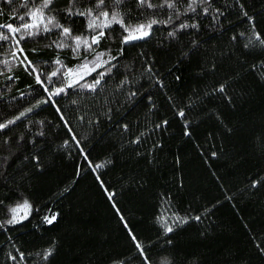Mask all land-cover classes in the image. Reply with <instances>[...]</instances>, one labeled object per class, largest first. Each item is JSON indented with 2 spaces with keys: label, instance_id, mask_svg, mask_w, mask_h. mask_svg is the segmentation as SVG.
Here are the masks:
<instances>
[{
  "label": "trees",
  "instance_id": "1",
  "mask_svg": "<svg viewBox=\"0 0 264 264\" xmlns=\"http://www.w3.org/2000/svg\"><path fill=\"white\" fill-rule=\"evenodd\" d=\"M22 2L0 0V24L22 23L12 18L26 11ZM67 3L56 0L55 7ZM187 4L180 0L177 18L173 10L125 0L126 24L167 21L170 13L172 22L126 45L114 25L100 50L118 57L116 67L97 90L67 89L39 107L48 94L28 61L45 74L58 67L57 55L68 67L80 61L68 49L48 47L54 34L21 41L15 58L17 46L0 43V60L11 67L0 64V123L33 109L0 131V223L25 199L33 208L28 219L0 227V264H16L9 253L19 261L17 249L23 264H143L133 235L152 264H264L257 247L264 248V45L255 39L264 38V0L198 2L197 12L185 15ZM58 19L66 23L62 11ZM181 22L199 28L168 36ZM84 26L77 18L74 31ZM220 84L225 94L214 91ZM97 164L104 166L94 171ZM52 214L57 219L49 225L43 218ZM161 216L173 227L167 235ZM176 216L188 222L178 224Z\"/></svg>",
  "mask_w": 264,
  "mask_h": 264
},
{
  "label": "snow or ice",
  "instance_id": "2",
  "mask_svg": "<svg viewBox=\"0 0 264 264\" xmlns=\"http://www.w3.org/2000/svg\"><path fill=\"white\" fill-rule=\"evenodd\" d=\"M5 2L12 4L13 0H5ZM198 2L200 4H211V0H188L187 8L185 9L184 14L186 15L189 12L195 14L197 12L196 5ZM124 3L125 0H110L111 9H109V6L106 4V0H89V3L83 6H81V0H68L66 7L57 9L55 7L56 0H38V2L37 0H23L20 7L25 8L26 11L23 15L12 17L14 19H18L22 23L19 25H13L12 23L0 24V29L6 30L0 31V43L11 41L15 46H17L11 53L14 58L16 57V51L23 52V49L18 47L21 41L34 39L38 36L46 38L48 34H54L56 38L52 40V43L48 45V47H55L59 51L68 49L71 51L73 59L80 61V63L75 66L68 67V65H66L59 58V55H57V58L53 63L58 65V67L47 74L43 73L42 70L33 65L31 61H28V64L31 67L30 74H35L37 84H39L43 91L48 94L47 99L38 101L34 107H39L40 104L49 103V101L55 96L67 94V89L79 87L80 89H86L92 92L97 90V87L101 84L105 77L111 74L112 69L116 67V65L112 62L117 60L118 57L113 56L110 49L100 50L101 42L110 37L111 31L114 30V25H119V27L123 30L124 34L120 37V39L121 44L126 45L149 37L152 33L154 25L168 24L172 22V14L170 13L167 21L153 18L147 20L146 22H139L134 25L126 24L125 17L120 10V5ZM137 3L141 8L154 9L159 7L160 9L167 8L173 10L176 12L177 18L180 14L177 7L180 0H163V3L159 5L154 4L152 0H137ZM61 11L64 13L66 23H61L60 19H58V14ZM202 12L207 15L209 8H203ZM77 18L85 21L83 32L78 30L74 31V25ZM188 28L198 29L199 25L197 23L189 24L187 22H181L175 30L168 32V36L175 37L177 31H183ZM255 39L259 41L261 45H264V38H262L259 33L256 34ZM245 47H248V45H245ZM123 51L124 49L122 47L120 49V55H123ZM89 57H91V59H89ZM24 59L27 60V57L25 56ZM20 63H23V61H20ZM0 64L8 67L9 60H0ZM25 70L27 71L28 69L26 68ZM8 71H11V67H8ZM148 71L151 72V68H149ZM94 73L95 76L93 77V80L91 82L87 81L86 77L92 76ZM42 75L44 76L43 80L41 79ZM262 76H264V74H262ZM53 78H56L59 81V86L55 85ZM9 79H11V77H9ZM81 81H83V83H81ZM123 83H127V80L122 81V84ZM47 85H53L51 91ZM214 91L225 94V84H220ZM133 96H136V92L130 93V98ZM73 103H75V101H73ZM32 110V108H28L26 112H31ZM57 111L59 112V109H57ZM26 112H21L19 116L13 120H8L7 123H0V131L8 128V126L14 124L16 120L25 116ZM178 115L181 118H184L185 112L180 110ZM61 119L63 120L64 117L61 116ZM81 119H83V117H81ZM162 123L166 125L168 121H163ZM67 124L68 122L65 121L66 126ZM159 127H161V125L158 124L157 128ZM125 128H127L126 125ZM69 131H71V128H69ZM40 135H43V133H40ZM141 135H143V133ZM184 135H191L188 131L187 122H185ZM73 139L75 140V136H73ZM139 142L140 137H137L136 140L133 141V143L137 144ZM65 144H67V141H65ZM216 155V152H212L213 157ZM85 158L87 159V156ZM103 166V164H97L93 167V170L95 171ZM261 179H264V177ZM259 183L260 180H254L252 182V187H256ZM105 191L107 192V189H105ZM113 196L114 193L108 192V198L110 201ZM2 203L3 202L0 201V204ZM113 207H115V203H113ZM32 210V205L27 199L23 200L22 203H17L15 206L8 207L7 211L10 213V218L3 223H0V227H3L4 223L14 225L28 219ZM117 212L119 213V209H117ZM120 218L121 220L124 219L122 215ZM43 219L45 223L51 225L57 219V214H52L51 216L46 215ZM194 219L198 221L200 220V216H196ZM158 220L164 228L165 235L173 231V227L168 223L166 218L161 216L158 217ZM175 221L178 224L188 222L187 218L179 216L175 217ZM125 227L127 228V224H125ZM129 232L131 235V230H129ZM132 240L135 243L137 252L142 258L143 264H152L149 256L145 253L144 245L137 241L134 235L132 236ZM168 243L170 244L171 241L169 240ZM257 247L261 252H264V248H260L259 245H257ZM17 251L19 253V261H17V256L12 255L11 253H9V259L16 262V264H23L25 254L23 252H19L18 249ZM53 252L54 246L45 249L42 255L43 261H48V259L53 255ZM37 255L39 256L41 254L37 253ZM114 264H124V261H114ZM164 264H170V262L165 259Z\"/></svg>",
  "mask_w": 264,
  "mask_h": 264
},
{
  "label": "rangeland",
  "instance_id": "3",
  "mask_svg": "<svg viewBox=\"0 0 264 264\" xmlns=\"http://www.w3.org/2000/svg\"><path fill=\"white\" fill-rule=\"evenodd\" d=\"M91 59V58H90ZM22 203V202H21ZM21 215H22V213H21Z\"/></svg>",
  "mask_w": 264,
  "mask_h": 264
}]
</instances>
